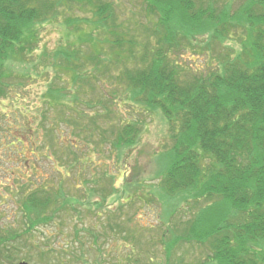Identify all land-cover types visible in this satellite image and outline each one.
Returning a JSON list of instances; mask_svg holds the SVG:
<instances>
[{
  "label": "trees",
  "instance_id": "1",
  "mask_svg": "<svg viewBox=\"0 0 264 264\" xmlns=\"http://www.w3.org/2000/svg\"><path fill=\"white\" fill-rule=\"evenodd\" d=\"M120 1L0 0V105L30 73L46 81L33 120L20 103L0 119L19 121L12 137L25 166V145L51 161L48 175L22 182L23 225L9 240L52 225L42 242L65 237L60 264H100L83 250L116 230L128 242L122 221L98 219L115 191L104 166L117 167L159 115L168 132L144 197L162 207V253L131 235L134 264H264V0H130L127 13ZM47 21L67 30L51 49L39 48ZM131 177L127 188L143 185ZM5 241L0 257L14 264ZM194 246L204 257L189 255Z\"/></svg>",
  "mask_w": 264,
  "mask_h": 264
},
{
  "label": "rangeland",
  "instance_id": "2",
  "mask_svg": "<svg viewBox=\"0 0 264 264\" xmlns=\"http://www.w3.org/2000/svg\"><path fill=\"white\" fill-rule=\"evenodd\" d=\"M120 3L124 6L123 8H126V13L131 8H135L130 0H126V3L120 1ZM77 14H81V12ZM66 31L67 30L61 27L57 22H45L40 31L41 39L39 48H54L63 39L65 40ZM71 38H73V36H71ZM230 44L234 49L238 48V45L233 43ZM34 74L35 73H30L25 80L12 86L10 98L4 99L1 102L0 114L2 111H4V113H11L20 103L27 107V116L30 121L33 120L36 114V106L38 105L39 108H41L44 105L43 101H41V95L46 88V81L34 77ZM16 91L24 100L14 96V92ZM54 112L56 113L55 110ZM12 121V119H8L7 121L5 119H0V235L3 238L6 237L7 241L4 242V245H8L10 248V244H13L17 247V249L15 248L18 252L16 256H19V258L15 260L14 264H18L22 261V257H26L24 261L29 264H44L48 260H51V262L55 261V264H60L56 257L58 256L62 261H66V258L63 254L62 256L59 254L56 255L55 250H57L56 248H58V246L64 244L66 240L65 237H60L58 240L51 238L49 241L47 240L48 242H42L44 233H46V235H52L54 233L53 230L56 228L52 225L40 227V230H33L32 234L28 232L22 235V237L17 240L19 245L9 240L10 232L21 230L23 225L21 223L22 217L19 208V199L22 194L20 190L23 186L22 182L25 181L29 174L33 176L36 174L38 176L48 175L51 162L41 157L40 153L30 155L28 153V145H25V150H27L26 155L31 158V160H29L32 164L29 167L25 166V162L23 161L24 156H20V154L16 152L17 146H19L20 143L17 141L13 143L14 139L12 137V133L17 137V134L14 132V126L18 125L19 121L16 124ZM9 126L11 128H9ZM57 132L60 133V130ZM167 132V125L163 119L159 115H152L146 119L139 144L131 150L125 149L123 151L120 157L121 161L118 163L119 165L117 167L115 166L113 158L108 159V166H104V169L112 175L111 182L115 191L107 195L105 206L100 210V217L98 218L99 222L102 223H105L106 218L109 219L108 221L110 224L115 222L120 224L122 221L120 230L125 228L127 232L130 231L129 235L134 236L133 238L138 241L137 245L139 247L141 246L148 250L149 254L154 253L156 256H161L162 253L161 245L158 241L161 232L159 226H163V218L161 217L162 207L156 199L149 202L147 196L144 197V194H147L150 189L148 184L153 183L155 185L158 180L151 178L152 172L156 168L154 156L158 150H161V145L166 142ZM63 133H66L68 136L66 129H64ZM25 140L27 141V138ZM109 147L110 146L106 144L104 150L105 152L112 153L113 151L111 152ZM99 151L102 153L101 150ZM46 154L52 157L51 152H46ZM36 155L38 156V160L36 159ZM136 173L138 174L139 181L143 185H140L138 188H127V183L132 181L131 176ZM106 188L109 189V184H107ZM128 193L129 199H127ZM135 223L137 226H140L138 228L140 229L139 233L136 229L135 231L131 230L135 228ZM100 226L102 231L103 228L101 224L98 229H100ZM63 229L66 230L64 234L67 239L71 240L73 232L72 227L64 226ZM67 232L70 233L66 234ZM122 235V231L116 230L115 233H110L107 239L100 237L99 244L97 245L98 249L97 247L93 249L86 246V249L83 250L85 257H96L100 264H134V257H130L133 242L130 236L129 241L125 242ZM37 244L44 248L51 246L54 250L53 252H48L45 256L41 255V251L36 247ZM189 250L190 256L194 254L200 258L204 257L203 251L196 246L191 247ZM145 258L146 257L142 254L139 260L143 262ZM0 264L9 263L5 258L0 257Z\"/></svg>",
  "mask_w": 264,
  "mask_h": 264
},
{
  "label": "water",
  "instance_id": "3",
  "mask_svg": "<svg viewBox=\"0 0 264 264\" xmlns=\"http://www.w3.org/2000/svg\"><path fill=\"white\" fill-rule=\"evenodd\" d=\"M18 264H29V263L26 261H20Z\"/></svg>",
  "mask_w": 264,
  "mask_h": 264
}]
</instances>
